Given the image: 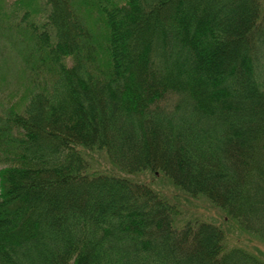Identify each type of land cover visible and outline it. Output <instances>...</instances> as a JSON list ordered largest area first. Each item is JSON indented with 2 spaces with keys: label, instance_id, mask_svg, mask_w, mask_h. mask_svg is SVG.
Listing matches in <instances>:
<instances>
[{
  "label": "trees",
  "instance_id": "1",
  "mask_svg": "<svg viewBox=\"0 0 264 264\" xmlns=\"http://www.w3.org/2000/svg\"><path fill=\"white\" fill-rule=\"evenodd\" d=\"M5 2L0 264H264V0Z\"/></svg>",
  "mask_w": 264,
  "mask_h": 264
},
{
  "label": "rangeland",
  "instance_id": "2",
  "mask_svg": "<svg viewBox=\"0 0 264 264\" xmlns=\"http://www.w3.org/2000/svg\"><path fill=\"white\" fill-rule=\"evenodd\" d=\"M5 1H6L5 3L7 4L11 3L12 1L14 2V0H5ZM6 57H7L6 66L2 67L0 70V72H2L5 77L4 80L0 82V100L8 97L9 93H17V95H19L20 88H21L20 87L21 80L17 77L18 76L17 70L19 69V66H16L17 62L15 59L13 61L11 60V57H12L11 55L7 56L6 54ZM14 62H16V64ZM138 177L142 179H146L151 176L149 173L143 172V173H140ZM155 182L161 184L162 180L158 178V179H155ZM227 236H229V241L231 244L240 243L241 241L238 237L236 241V238L232 233L231 234L228 233Z\"/></svg>",
  "mask_w": 264,
  "mask_h": 264
}]
</instances>
